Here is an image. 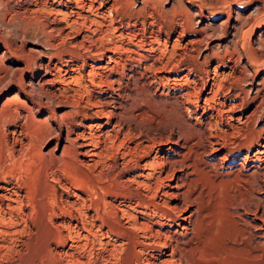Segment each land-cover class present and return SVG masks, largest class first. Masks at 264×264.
I'll use <instances>...</instances> for the list:
<instances>
[{"label": "bare ground", "instance_id": "obj_1", "mask_svg": "<svg viewBox=\"0 0 264 264\" xmlns=\"http://www.w3.org/2000/svg\"><path fill=\"white\" fill-rule=\"evenodd\" d=\"M74 1L75 8L79 7L76 10L80 11L81 16L84 17L90 14L98 16L107 11L110 12L108 15H111L117 10L116 6L113 8L112 5L104 8L102 2L98 5L96 2L99 0ZM69 2L71 0H42L44 4L42 8L54 12L55 15L60 13L63 15L65 12L62 4L67 5ZM256 3L258 4L255 11L242 17L245 25L244 32L247 35L256 25H260L262 20L264 21L262 17L264 0H257ZM32 4L33 8L39 7L38 0H32ZM103 8L105 11H101ZM152 8L157 10L155 7ZM63 18L55 20L62 30L68 31L69 24L64 25ZM112 18L114 19V16ZM156 20H151V24H156ZM96 21H98L97 18ZM146 22L143 18L140 20L142 27L129 31L120 30L117 25L111 29L110 25L113 24L109 22V29H104L108 33H105L106 35L103 33L104 36L101 33V37H94L101 44L97 48H93L94 45H88L93 35L75 39L76 37L72 34L73 40L70 44L72 43L73 47L69 52L72 60L63 59L64 57L61 59L59 56L55 60L50 55L52 58L48 61L39 63L43 72L37 81L44 84L42 86L46 95H60L62 92L60 89L67 83H71V80H75L79 89L80 87L83 89H81L83 103L75 102L78 107L80 106L81 121L78 122L73 118V121L63 122L64 135L56 131L58 141L54 148L61 145L62 139V154L83 157L81 161L103 156L99 160H103L101 162L108 168L112 179L109 190L105 189L106 185L103 186L106 191H109L108 194L112 196V199L107 200L106 197L103 203L105 205L107 202L114 208V218L111 213H109L111 216L108 213L107 215L113 219L109 218L111 221L108 222L115 220L116 223L110 228L116 234V237H111L112 252L110 253L107 248L109 250L107 254L110 253L113 259L108 256L104 258V263L200 264L199 256L197 258L194 255L195 252L193 253V250L198 248L197 246H195L196 249L193 248V242L200 234L206 233L205 229H208L211 224L215 225L213 218L217 215V205L220 202L223 204L224 201L226 204L223 205H228L229 208L227 213L225 210L226 216L231 215L234 220L232 223L228 221L229 218L227 222L238 225L240 231H237L248 242L253 241L254 246L261 245L264 236V126L258 128L255 125H248L244 128L243 125L247 123L249 116L246 115L243 119L242 116L234 115L235 110L239 106L242 107L243 102L246 101L247 95L250 97L249 91L252 87L250 90L242 88V94L245 92L243 96L237 93L238 91H231L230 87L226 89L222 77L225 80L233 73L234 67L238 64L236 60L235 65H229L227 60L218 56L219 60L229 68L226 74L225 71L219 73L217 70L220 63L215 64L213 68H202V60L198 58L199 51L198 54L194 51H180L181 46H178V42L170 46L169 39L162 36L164 33L161 31V26L158 24L157 29H149ZM195 31L199 32L200 36L188 40L196 44L202 40L204 31L202 28H195L194 33ZM70 32L73 31L69 30ZM259 41V46H264V39ZM248 42L249 46L245 51L246 61L251 66L262 64L264 53L256 50L251 40ZM93 43L96 44L95 41ZM121 52L126 56L123 57ZM128 62L133 63L132 67L127 66ZM183 64L186 65L182 67ZM24 65H28L26 60ZM180 70L183 72L179 73ZM234 78L242 80L244 76L236 74ZM23 84L21 83L22 89H24ZM55 90H59L60 93ZM261 90L260 87L256 88V95L251 96L253 100L260 95L259 102H263L264 96ZM22 103L25 110L30 111V105L26 104L25 100H22ZM254 108H257L256 105ZM252 114H249L250 117ZM59 129L63 130L60 126L56 130ZM8 131L14 135L9 146L14 149V146L21 142L19 137L21 132L17 130V127L10 128ZM32 141L31 145H33ZM233 181L242 186L240 195H235V198L229 191ZM4 188V183H0V202L5 197L2 198L5 194V191L2 193ZM224 192L228 193V198H225ZM101 200H103L102 197ZM230 206H235V209L241 208L245 217L242 216L241 211L232 212ZM103 209L102 211L105 212ZM108 210L107 212H112ZM103 214L107 217L106 213ZM123 218H126L124 221L129 223L128 227L121 225ZM217 222H219L218 218ZM239 225L244 228H240ZM136 229H140L141 234L144 232L147 238L160 245V251L152 253L146 250L145 252V247L149 246L151 241L148 240L150 244L145 240L141 241L138 233L134 231ZM79 237L80 235L77 238ZM199 239H201L200 236ZM199 239L196 240L195 245ZM100 248L102 249L101 246ZM75 261L77 259H73V262Z\"/></svg>", "mask_w": 264, "mask_h": 264}, {"label": "rangeland", "instance_id": "obj_2", "mask_svg": "<svg viewBox=\"0 0 264 264\" xmlns=\"http://www.w3.org/2000/svg\"><path fill=\"white\" fill-rule=\"evenodd\" d=\"M256 1L99 0V2H96L98 5L102 2V4L104 3V8L112 5L113 8L116 6L115 9L117 10L111 15H108L109 11L106 12L107 14H99L98 16L90 14L88 16L89 19L81 16L80 11L76 10L79 7L75 8L74 0H71L67 5L65 3L62 4L65 12L63 15L62 13L59 15L56 13L57 15H55L54 12L46 11V9L42 8L44 7L42 0H38L39 7H35L38 9L33 8L32 0H0V66L4 67H0V183L5 185L2 191V193L5 191V194H2V198L5 197L0 202V206H2L0 209V264H27V262H29L28 264H105L104 258L109 256V258L113 259L110 256L112 252L111 244L113 242L112 238L116 237V234L110 228L114 225L115 220L112 222L108 221L113 220L110 216L112 214L113 217L114 208L106 202V210L103 209L105 208L103 203L106 201L105 198L107 197V200L108 198L112 199V196L108 194L109 191H106L109 190L112 179L108 168L101 162L103 160H99L103 156H96V159L93 157L92 160L81 161L83 157L78 158L68 153L62 154V139L60 140L61 145L54 148L58 141L55 135L56 131L64 135L63 122L73 121V118L77 119L78 122L79 120L81 121L80 106L78 107L76 103L81 101L83 103L82 99L84 98L81 96V94L83 95V89L81 87L79 89L77 82L71 80V83L65 85L67 89L65 87L60 89L63 93L55 90L60 95H46L42 86L44 84L37 81L39 75L43 72L39 63H44L52 57L55 60L59 57L72 60L69 52L73 47V44H70L73 37L81 39L84 36L93 35L91 40L88 41V45H94L93 48L100 47V41L95 40L94 37H101L103 33H108L105 30L109 29L113 16V25H110V28L112 29L117 25L120 30L124 31L142 27L140 20L144 18L149 29H157L159 25L161 26V31L164 33L162 36L169 39L170 46L174 42H178V46H181L180 51H194V53L199 51L198 58L202 60V68H213L215 64L220 63L221 65L217 70L219 73L225 71L226 74L229 68L219 60L218 56L221 59L223 58V60H227L229 65H235L234 61L236 60L238 64L234 67L233 73L227 76L229 80L227 77L224 80L221 76L223 84L226 89L230 87L231 91H238L237 93L240 95L243 93L242 88L250 90L252 87V92L249 91L250 97L247 95L248 99L246 98L242 107L239 106L235 110L234 115L242 116L243 119L246 115L249 116L247 123L243 125L244 128L248 125H255V127L261 128L264 126V100L259 102L261 100L260 95L255 100L251 96L256 95L257 91L255 90L258 87L262 88L261 94L264 96V87H262L264 86V61L262 64L251 66L246 61L245 51L249 46L248 41L251 40L255 49L264 53V46H259V40L264 39V21L262 20L259 23L260 25H256L248 35L244 32L245 25L242 22V17L255 11L258 4ZM83 7L86 8L84 4ZM152 7L157 8V10ZM104 8L101 11H105ZM78 15L81 17L79 18ZM161 15L165 16L161 17ZM59 16L62 18L64 16L67 17V19L63 18L62 23L66 26L69 24L67 29L75 34L60 28V24L55 20L58 18L62 19ZM74 17L77 20L72 19ZM95 17L98 21H96ZM262 17L264 18V13ZM154 19H157L156 24L152 25L151 20L153 21ZM92 20L94 21L92 22ZM84 25L87 26L84 27ZM193 28L203 29V41L201 40L195 44L188 40L200 36L199 32L195 31L196 34L194 33ZM94 41L98 46H95ZM121 54L123 57L126 56L123 52ZM225 55L226 57H223ZM22 57L28 62L27 66L24 65L25 60ZM132 65V62L127 63L128 67H132ZM185 65L181 66L184 67ZM181 72L183 70L179 71V73ZM236 74L241 75V77L244 76V78L240 79L241 81L236 80L237 78H234ZM21 83H24V89H22ZM70 86L73 88H69ZM243 95H245V92L241 96ZM22 100H25L26 104L30 105V111L25 110ZM73 102L76 103L74 104ZM255 105L257 108H254ZM77 111L78 113L76 114ZM249 114H252V116L250 117ZM235 123L239 122L235 121ZM59 126L63 128L62 131L60 129L56 130ZM15 127L21 132L19 137H21L20 144L22 145H15L13 149L9 146L14 135L8 130ZM32 139H34V142ZM31 141L33 145H31ZM35 141H37L36 145L34 144ZM240 151L242 150L240 149ZM233 182L230 187L232 191H229L231 196L235 198V195H240L242 186L236 181ZM238 188L240 189L238 190ZM224 194L226 198L228 193L224 192ZM101 197L104 201L101 200ZM224 202L223 204H226V201ZM223 204L220 202L217 205L219 209L216 208L217 212H215L217 215L213 218L215 225L211 224L208 229H205L206 233L203 232L204 234L199 235L201 239H199V236L195 238L199 240L197 245H195L197 241L194 240L193 248L196 249L198 247V250L201 249L200 251L197 249L193 250L195 257L197 256L198 258L199 256L200 264H264V236L259 246H254L253 241L248 242L244 239L238 232L240 231L238 225L235 224V227L234 224L230 223H234V220L231 215L227 214L226 216L229 208L227 207L228 205L225 206ZM107 210H111L113 213L107 212ZM230 210L232 212H243L239 207L235 209V206H230ZM85 213L86 216H84ZM103 213H106V215L107 213L111 214H109L110 216L107 215V219ZM242 216L245 217L244 212ZM216 217L219 222H217ZM125 219L123 218L120 223L128 227L129 223L124 221ZM227 220L230 222L228 223ZM92 221L93 223H90ZM106 223L108 224L106 225ZM241 225L239 227L243 229L244 227ZM136 230L134 231L138 233L139 238L142 239L141 241L145 240L147 243L151 241V244L149 243L151 247L147 244L149 246L145 247V252L158 253L160 251V245L158 246L150 238H147L144 232V234H141L142 231L140 229ZM75 234L80 235V237L77 238L78 235ZM214 234H216L215 237ZM81 236L88 238L84 239ZM74 238L76 240H73ZM108 238L109 242H107ZM195 246L197 247L195 248ZM11 247H13L12 250L10 249ZM107 248L110 250L108 254L107 251L109 252V250ZM72 258L77 259V261L73 262Z\"/></svg>", "mask_w": 264, "mask_h": 264}]
</instances>
